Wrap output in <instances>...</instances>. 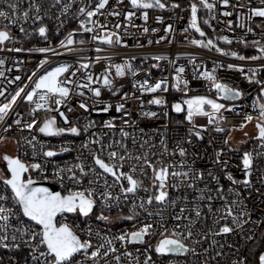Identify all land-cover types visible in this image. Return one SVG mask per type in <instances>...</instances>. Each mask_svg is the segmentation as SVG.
<instances>
[{"label":"built area","instance_id":"2783aa9c","mask_svg":"<svg viewBox=\"0 0 264 264\" xmlns=\"http://www.w3.org/2000/svg\"><path fill=\"white\" fill-rule=\"evenodd\" d=\"M7 2L9 0H0V8L7 10ZM11 2L19 4L20 12L18 15L27 10L30 3L40 4L42 8L40 14L44 16V20L42 22H33L34 9L29 12L27 22L19 19L16 24H10L7 20H0V29H4V26L8 25V28L5 30H8L12 36L11 40L0 45V60L4 61V64L0 65V71L4 73L3 76H0V90L4 91V95L0 96V103L7 102L18 88L30 85L31 82L28 80V77L32 76L33 72H36L37 76H39L46 69L50 70L60 64H68L70 65L69 72L65 73L61 79L67 77L73 81L68 86L73 90L74 94L70 96L66 107L61 106V110L65 112L73 123H78L80 126H83L86 122L85 117L96 122L95 128L90 129L87 134L82 133L79 137L71 135L45 137L36 130H22V125L18 126L13 121L22 118L24 122H28L33 119V116L30 115L29 103L18 98L16 104L13 105V109L5 118V122L0 123V138L10 137L15 148L14 156H19L25 163L41 161L42 157L40 156L33 159L32 148L27 143V140H31L33 136L37 138L34 143H37L38 150L40 144L56 149L61 145L71 148L70 152H65L51 158V162L47 163L45 174L48 175V180H44L41 174L36 171L26 173L25 178L30 174L34 180L52 183L62 191L60 184L51 178L53 165H71L82 160L86 166H92L91 152L94 149L98 150L99 146L89 144L88 148H84L82 144L92 138V132H96L102 137L105 145L113 139L119 141L121 140L120 128L123 127L125 131L130 133V137L124 142L127 144L128 151L133 155L147 152L149 158L154 161L162 158L166 164H176V170H180L179 163L182 159H186L189 163L194 160V167L196 169H211L216 174L221 175L220 183L224 185V196L227 201L231 202L236 199L233 193L228 192V188L233 186L223 177L219 168L213 163V156L215 151L222 148L224 150L223 159L229 162L228 170L236 178L243 179L242 171L237 167L240 164L242 153L244 151L252 152L254 155L256 153H264V147H261V142L256 139L258 135L256 127L253 133L247 135L241 134L238 136V142L231 144L232 128L244 126L246 123L245 117L248 115L253 117V121H257L258 107H254V105L262 103L260 100L257 101V97L260 96V85L255 82L249 83L247 77L252 75L249 69H260L256 72V79L264 81V69L260 68L261 65H264V60H239L231 55L217 52L214 48L200 47L192 44L191 41L194 39L203 40L198 38L196 30L190 26V4L193 0H162V2L168 4V7L165 9H148L147 22L144 21L142 16L144 10L133 8L129 0H123L122 3H117V0H109L105 9L101 10L103 14H97L92 18L98 21V25H105L106 28L101 30L97 26L91 33L84 32L81 29L80 21H87V18L80 16L78 9L80 7L94 8L98 0H61L55 7L52 6L55 4V0H11ZM195 2L199 3V0H195ZM210 2H215L216 8L209 12V10L201 6L198 9L197 16L199 13L204 12L208 21V28L215 32L219 38L227 36L232 43L246 41L248 44H252V41H259L260 46H264V18L253 17L251 20L248 19L250 8L264 7L261 0H230V6L227 8L222 5L220 0H210ZM173 3H179L180 8H172L171 5ZM65 5L68 6L66 10ZM240 5H243V7H240ZM129 11L135 13L131 21L126 19V14ZM224 11H231L233 14L230 17H226L222 15ZM111 12H119L120 14L111 15ZM157 17L162 19L157 20ZM229 20L232 21L231 26L227 24ZM41 24L47 26V39L41 37L37 31ZM241 24H243V27L240 26ZM21 25L25 29L24 32H20L19 30ZM116 25H120V27L117 28ZM169 25L172 26L171 31L167 30ZM87 26L92 27L90 23ZM145 27L149 29L148 32L143 31ZM249 27L253 29L252 32L248 31ZM111 32L119 34L121 43L108 45L92 39L93 35H104ZM70 33L73 34L75 43L67 45V47H61L60 41L65 40ZM81 40L84 41L83 44L80 43ZM222 41L225 42L224 40ZM40 47L53 48L55 49V53L59 54L28 51V49ZM11 48H22L24 50L20 52L8 51ZM97 48H100L101 51H96ZM97 57H99V60H97ZM155 57H162V59L157 60ZM41 60L47 61L43 67L39 66ZM126 62L131 64V70L126 69V74L123 77L117 76L115 66L118 64L123 65ZM81 64H88L89 67L87 69L80 68ZM229 64L237 67L228 69L227 65ZM180 66L185 68L183 78L189 81L186 94L172 87L175 83L173 80L175 68ZM239 67L244 68L243 73L237 70ZM78 68L80 69L79 71H77ZM105 69H109L110 78L113 79L116 87L119 89L117 94L113 95L102 84L93 83L91 86L100 87L102 95L99 99L112 104L113 108L108 113H98L96 111L84 113L82 109L78 108V102L84 100L91 104L97 98L87 89L78 88L77 85L88 83L86 79L88 74H91L94 80L97 77L102 79ZM213 69H215L214 74L218 80L228 84L230 87L239 88L244 95L232 101L218 100V102L225 104L226 107L233 109L232 111L221 110L222 115L225 117L222 121L208 124L207 117L197 116L194 118V123L197 126L206 125L207 130H202V134L204 135L203 141L196 140L193 137L192 145L183 144L188 150L187 157L181 158L178 153L175 156L164 154L161 157L162 146L160 145V139L162 137L167 141L169 153L176 149L180 141L188 137L190 125L184 120L185 113H175L172 110V104L182 102L184 97L197 95L207 96L212 99L218 98L215 89L210 87V82L204 80L201 75L205 70L212 72ZM72 72H75V76L71 75ZM133 72L136 75H133ZM17 76L20 77V80L15 79ZM163 78L169 81V90L167 92L162 93L158 91L154 94H141L139 84L144 80L154 83L156 80ZM35 79L36 77H33V80ZM133 85H136V87ZM29 90L30 87L25 88V91ZM79 91H84L85 96L80 97L76 94ZM123 93L129 94L125 107L131 112V116L125 118L131 123L127 125L122 124V114L115 111V105L124 102ZM21 95L23 96V93ZM153 96H162L167 101V107L149 104L148 101ZM141 102L143 103L141 104ZM53 106L55 107L54 104ZM68 108H72L73 111H68ZM146 111L157 112L158 118L144 117L142 113ZM165 111L168 112L167 118L164 117ZM51 115L57 117L58 126H64L61 117L55 112L45 113L41 110L36 113L35 118L42 121ZM113 118H115L114 123L116 124L114 130L102 127L103 121ZM9 124L12 125L11 128L5 131ZM217 127L223 128L224 131H215ZM132 137L136 139L135 145L132 143ZM210 139L212 140L211 146L208 145ZM226 139L228 140L227 144L224 143ZM144 140H148L149 144L142 148L140 145ZM153 144L155 148L150 147ZM230 149H234L235 151H230ZM114 150L121 151L119 145H116ZM107 151L108 149H105V159H107ZM153 152L156 153L155 156L152 155ZM77 157H79V160ZM260 160L264 161V156L260 157ZM261 168L264 169V164L261 165ZM124 170H128L127 163ZM108 182L112 183L111 177L108 178ZM173 182L170 177L169 184ZM102 183L103 181H101ZM144 183L146 185L149 184V179L145 178ZM64 184L65 188L73 187L68 180H65ZM206 184L210 189L215 188V182L209 181L207 177L204 181L197 182L194 189L181 186L180 190L177 191L169 187L170 199L187 196V202L179 200L176 207H172L171 204L157 205L153 203V205L148 206V210L155 213L163 209L164 221L167 227L171 229L176 223L172 219V216L179 213L181 206L186 205L189 212H191L194 205L200 204L203 206L207 203V201H200L198 199L200 195L199 190L205 189ZM84 187H88L87 180H85ZM0 188H2V185H0ZM97 188L99 190V186ZM235 190L243 193V200L246 205L245 210L250 213L249 222L244 224L243 229H236V231L228 236L215 237L218 243L209 249L208 254L204 253V248L209 247L213 239L211 236L208 240L202 241L201 246L196 247L197 253L200 254L198 256H194L191 253L187 255L170 254L161 256L154 252V245L161 238L157 234L150 238L149 242L153 246L152 248H149L148 244L128 245L127 251L133 253V258L123 256L125 248L121 247L119 241L113 239V243L119 249L117 254L121 255V264H136L134 258L137 256L139 257L140 264H143L147 255L152 256L155 264H204L205 260H208L209 264H231L233 260L242 257H247V264H256L257 255L264 251V184L260 182L258 174L254 173L253 184L250 188L245 189L241 186H235ZM113 192H118V188H114ZM208 194L214 197L212 201L213 210L212 212H208L206 207L202 208L203 216L200 222L195 225L194 232H206L209 228H215L213 216L215 214L218 217L220 215L218 210L222 209L224 205V200L219 199L214 190ZM146 195L142 191L138 192L136 197H130L127 201L122 200L119 208L114 206L111 210L104 209L103 205L98 201L97 207L90 217L85 218L77 214H66V222L74 227L81 239L89 238L83 230L91 226L93 229L91 239L94 245L102 243L104 236L113 238L122 231L135 230V228L140 227L146 221L155 223L157 225L155 231L158 233L159 217L155 215L149 217L139 207L135 211L132 209L133 199L138 204L140 198ZM101 210L104 211L105 215L111 217L110 222L96 219ZM188 214V212L185 213V215ZM129 215H134L135 218L133 220L119 218ZM182 223H187V221H182ZM97 231L100 232V237L95 235ZM248 236L254 238L249 240L247 239ZM221 244L224 245L223 248L219 247ZM146 248H148L147 252L145 251ZM137 249L140 251L138 252ZM217 251L222 252V255L217 256L215 260L210 259V257L215 256ZM28 253L29 249L27 247H23L19 251L0 248V264H26V262L27 264H32ZM107 260L110 261V264H115L111 254ZM100 264H104V261L101 260Z\"/></svg>","mask_w":264,"mask_h":264},{"label":"snow or ice","instance_id":"6c2138e0","mask_svg":"<svg viewBox=\"0 0 264 264\" xmlns=\"http://www.w3.org/2000/svg\"><path fill=\"white\" fill-rule=\"evenodd\" d=\"M61 0H55L56 4H59ZM123 0H117V3H122ZM222 5L227 8L230 6V0H220ZM109 0H98L95 3L94 8L80 7L78 13L80 16L87 18V21L81 20L80 27L84 32H93L94 28L99 26L101 30L106 28L105 25H98V21L93 20L97 14H103L102 9L108 5ZM131 6L135 9H143V19L145 22L148 20V9L159 8L165 9L168 4L162 2V0H129ZM264 4V0H261ZM203 7L209 12L216 8L215 2L210 0H199V3L191 2V20L190 26L199 32L200 36H205V33L198 26V9ZM7 10L0 8V20H7L10 24H16L19 19L27 22L29 19V12L34 9L35 15L32 18L33 22H42L44 16L41 15V5L36 3H30L29 8L18 15L20 7L18 3L7 2ZM65 10L67 5L64 6ZM172 8H180L179 3H173ZM243 7V5H240ZM250 15L248 19L251 20L253 17L264 18V7H255L249 9ZM111 15H119V12H111ZM231 11H224L223 16H232ZM135 15L134 12L129 11L126 14V19L131 21ZM162 18L157 17V20ZM91 24L92 27L87 26ZM208 23V21H205ZM227 24L231 26L232 21H227ZM243 27V24L240 25ZM117 28L120 25H116ZM8 25L4 26V29H0V45H3L6 41L12 39L10 32L5 30ZM20 32H24L25 29L21 25ZM168 31L172 30V26H168ZM39 35L44 39H47V26L41 24L37 29ZM144 32H148L149 29L145 27ZM155 31V29H153ZM187 31V30H185ZM249 32H252L251 27L248 28ZM93 40H98L104 44L112 45L113 43H121V38L118 33L111 32L104 35H93ZM220 39L226 43L231 44L232 41L227 36H222ZM245 43L246 41H241ZM73 34L70 33L65 40L60 41L61 47H67V45L74 44ZM84 43L83 40L80 41ZM151 43V41H149ZM192 44L200 47H215L217 52H221L224 55H231L239 60H264V46H260L259 41H252L254 46H257L259 55L244 56L233 51L230 53L224 52L223 49L216 47L213 40H192ZM22 48H11L8 51L20 52ZM71 50V49H69ZM28 51H36L39 53H55V49L50 47H40L36 49H28ZM96 51H101L97 48ZM59 54V53H55ZM159 60L162 57H155ZM99 60V57H97ZM47 63L46 60H41L39 63L40 67ZM4 61L0 60V65H3ZM88 64H81L80 68L87 69ZM116 75L123 77L126 74V69L131 70L132 66L126 62L123 65H116ZM223 67V66H222ZM228 69L236 68L237 66L229 64ZM70 65L60 64L50 70H45L43 74L37 76L36 72L32 73V76L28 77L31 82L30 85L18 88L15 93L5 103H0V123L5 122V118L9 112L13 109V105L16 104L18 98L22 101H26L30 105V115L33 116L28 122H24L22 118H18L13 122L20 126L22 130L27 129L29 131L36 130L43 134L45 137H60L64 135H71L73 137H79L82 133L87 134L89 130L96 127L94 120L87 119L83 126L78 123H73L72 120L61 110V106L66 107L67 101L70 96L73 95V90L68 86L73 83L67 77L61 79L65 73L69 72ZM264 69V65L260 66ZM80 69L78 68L77 71ZM238 71L244 72L243 67L237 68ZM260 69H249L252 75L248 76V82L260 85V96L257 97V101L264 97V81L256 79V72ZM185 68L180 66L175 68V76L173 80L175 83L172 87L177 91H182L185 94L188 91L189 81L183 78ZM215 69L212 72L205 70L201 75L204 80L210 82V87L215 89L217 93V99H212L207 96H192L191 98L184 99L182 102L172 104V110L175 113H185L184 120L190 125L188 128V137L180 141L176 149L169 153L167 141L164 137L160 139V145L162 146L161 157L164 154H170L172 156L178 155L181 158L188 156V150L183 144L192 145L193 137L196 140L203 141L204 135L202 130H207L206 125L197 126L194 123V118L197 116H203L208 118V124H213L217 121H222L225 117L222 115L221 110L232 111V108H228L225 104L218 102L219 99L223 100H236L241 98L244 93L239 88L230 87L228 84L218 80L214 74ZM4 73L0 71V76ZM75 76V72L71 73ZM133 75H136L133 72ZM33 77H36L33 80ZM195 78V69H194ZM16 80H20V77H15ZM88 83L78 84L77 87L81 89H87L92 95L97 98L92 101L91 104L81 100L78 102V108L82 109L84 113H90L96 111L98 113H108L113 105L106 103L99 98L101 97V88L92 87L93 83L102 84V86L113 95H116L119 89L116 87L113 79L110 78L109 69H105L102 79L100 77L93 78L91 74L86 77ZM136 87V85H133ZM29 91H25V88H29ZM141 94L143 93H157L167 92L169 90V81L166 78L156 80L154 83H150L148 80H144L139 84ZM23 93V96L21 95ZM80 97H84V91H79ZM4 95V91L0 90V96ZM134 95V94H133ZM129 98L128 93H123V101L115 105V111L121 113L122 124L127 125L131 122L125 117H130L131 112L126 109L125 103ZM139 99V97H137ZM143 102H141L142 104ZM149 104L157 106L167 107V101L162 96H153L148 101ZM55 105V107L53 106ZM258 107V117L256 128L258 135L256 139L261 142V147H264V103H258L254 105ZM43 110L45 113L55 112L61 117L62 124L64 126L57 125V117L55 115L47 116L42 121L35 118L36 113ZM68 111H73L72 108H68ZM19 115V113H17ZM142 115L146 118H158V113L155 111H146ZM164 117H168V112H164ZM114 119L106 120L102 122V127L114 130L116 124ZM253 117L248 115L245 117L246 122H251ZM181 123V122H178ZM11 124L8 125L7 131L11 128ZM243 127V125H241ZM143 131V130H141ZM217 132H223L224 129L217 127ZM121 140L117 141L113 139L107 145L104 144L102 137L96 132L91 133V139L85 141L82 147L88 148L89 144L98 145V150H92L91 159L92 166H86L84 161L80 160L78 163L71 165L61 166L59 164L53 165V171L51 178L60 184L62 191H55L46 186H37V182L29 174L25 178L26 173L30 171H36L41 174L44 180H48L49 177L46 175L47 163L51 162V158L57 157L58 155L70 152L71 148L66 146H59L58 149L53 147H46L44 144H40L39 150L37 149L36 136H33L31 140H27V143L32 148V157L35 159L37 156L42 157L40 162L25 163L19 156H11L5 154L3 160L5 161V168L0 170V248L17 251L23 247L29 249L28 255L30 256L32 264H100L101 260L104 264H110L107 260L111 254L115 264H121V255L117 254L119 249L113 243V239L120 242L121 247L125 248L123 256L133 258V253L127 251L128 245L136 244H148L149 248L153 246L150 244V238L155 235H159L161 238L154 245V252L161 256H167L170 254L175 255H187L191 253L194 256L200 255L196 251L197 246H201L202 241H206L209 237H213L209 247L204 248V253L208 254L209 249L212 246L217 245L218 241L215 237H224L232 234L236 229H243L244 224L249 222L250 213L246 211V205L243 200V193L239 190H235V186H241L242 188H250L253 184L254 173L258 174L260 182L264 184V169L261 165L264 161L260 160V157L264 156V153H256L244 151L240 156V164L237 165L242 171L243 179L236 178L231 171L228 170L229 162L223 159L224 150L221 148L214 152L213 163L219 168L220 173L223 177L231 183L233 187L228 188L229 193H233L236 199L231 202L227 201L224 196V185L220 183L221 175L216 174L211 169L199 170L194 167L195 161L189 163L186 159H182L179 163L180 170H176V164H166L164 160L158 159L156 161L149 158L147 152L140 153L139 155H133L128 151L127 144L124 142L130 137V133L125 131L123 127L120 128ZM245 135H247L245 133ZM2 139V138H0ZM132 143L136 144L135 137H132ZM227 144L228 140H224ZM149 141L144 140L141 143L143 148L148 145ZM119 145L121 151L114 150L115 146ZM208 145H212V140L208 141ZM151 148H155V145H151ZM105 149H108L106 155L107 159L104 158ZM230 151H235L230 149ZM153 156L156 153H152ZM79 160V157H77ZM131 162V163H129ZM128 164V170L125 171V164ZM171 169V171H170ZM150 173V175H149ZM112 178V183L108 182V178ZM172 178L173 183L169 184V178ZM206 177L209 181L215 182V188L210 189L208 185H205V189H200V195L198 199L200 201H207L203 206L196 204L192 207L191 212L187 206H181L179 213L172 216V219L176 221L175 225L169 229L164 221L163 209L153 213L148 210V206L153 205H168L176 207L179 200L187 202V196H181L177 199H170L168 188H174L177 191L180 190L181 186H185L190 189L196 188V184L199 181H204ZM149 179V184L144 183V179ZM68 180L71 182L73 187L65 188L64 181ZM85 180H87L88 187H84ZM101 181L103 183L101 184ZM99 186V190L97 188ZM118 188V192L114 193L113 189ZM217 193V197L224 200L222 209H219L220 215L217 217L213 216V224L215 228H209L206 232H194L193 229L196 224L200 222L203 216L202 208L206 207L208 212H212L213 205L212 201L214 197L210 193L211 191ZM144 192L147 195L141 197L137 204L135 199L132 201V209L135 211L137 207L143 209L149 217L157 216L160 218L158 224L159 232L155 231L157 225L153 222H143L140 227L135 228L131 231H122L119 235L113 238L104 236L103 242L94 245L92 242L93 229L88 226L83 231L86 232L87 239H81L77 231L67 221L66 214H77L79 216L88 218L90 217L94 209L97 207V203H101L104 209L111 210L114 206L119 208L121 201H127L130 197H136L138 192ZM259 191V189H257ZM188 212V215L185 213ZM26 218V219H25ZM120 219L133 220L134 215L122 216ZM97 220L110 222L111 217L104 214L101 210L100 214L96 216ZM187 221V223H182ZM97 237H100V232L95 233ZM148 238V239H146ZM254 237L248 236L247 239L251 240ZM190 242V243H189ZM223 248L224 245H219ZM231 247V245H229ZM139 252L140 250L137 249ZM148 251V248L145 249ZM222 255V252L217 251L215 256L210 259L215 260L217 256ZM136 264H140L139 257H135ZM27 264V262H26ZM143 264H155L151 255H147L143 261ZM204 264H209L208 260L204 261ZM231 264H247V257L235 259ZM256 264H264V251L260 252L256 257Z\"/></svg>","mask_w":264,"mask_h":264},{"label":"trees","instance_id":"16d2710c","mask_svg":"<svg viewBox=\"0 0 264 264\" xmlns=\"http://www.w3.org/2000/svg\"><path fill=\"white\" fill-rule=\"evenodd\" d=\"M197 17H198V26L205 33V36L201 37L199 32L196 31L198 38L203 39L204 41H207L208 39L213 40L216 47L223 49V51L227 53L235 51L240 55H244L246 57L252 55H259L257 51V46H254L253 44L247 43L246 46L245 43L236 42V43L228 44L223 42L215 32L211 31L208 28L207 23H205V21L207 20H206V14L204 12L199 13ZM213 48L215 49V47ZM263 99L264 97H261L260 101L262 102Z\"/></svg>","mask_w":264,"mask_h":264},{"label":"rangeland","instance_id":"374dc122","mask_svg":"<svg viewBox=\"0 0 264 264\" xmlns=\"http://www.w3.org/2000/svg\"><path fill=\"white\" fill-rule=\"evenodd\" d=\"M191 97H184V99H188ZM182 100V101H183ZM262 103H264V99L262 100ZM257 121H251L246 122L243 127H235L231 129L232 132V138H231V144H236L238 142V136L241 134H250L253 133L254 128L256 127ZM10 143V137H4L0 141V170H3L5 168V161L3 160V156L5 154L14 156L15 148L9 144Z\"/></svg>","mask_w":264,"mask_h":264},{"label":"water","instance_id":"95a60500","mask_svg":"<svg viewBox=\"0 0 264 264\" xmlns=\"http://www.w3.org/2000/svg\"><path fill=\"white\" fill-rule=\"evenodd\" d=\"M36 181V180H35ZM37 182V186H46V187H49L50 189L52 190H55V191H60V189L52 184V183H49V182H43V181H36Z\"/></svg>","mask_w":264,"mask_h":264},{"label":"bare ground","instance_id":"6f19581e","mask_svg":"<svg viewBox=\"0 0 264 264\" xmlns=\"http://www.w3.org/2000/svg\"><path fill=\"white\" fill-rule=\"evenodd\" d=\"M10 142H11V145L13 146V144H12V141L10 140Z\"/></svg>","mask_w":264,"mask_h":264},{"label":"crops","instance_id":"0c3cea01","mask_svg":"<svg viewBox=\"0 0 264 264\" xmlns=\"http://www.w3.org/2000/svg\"><path fill=\"white\" fill-rule=\"evenodd\" d=\"M250 134H251V133H250ZM9 144H11V142H10Z\"/></svg>","mask_w":264,"mask_h":264}]
</instances>
